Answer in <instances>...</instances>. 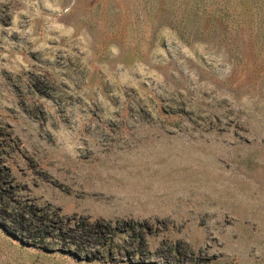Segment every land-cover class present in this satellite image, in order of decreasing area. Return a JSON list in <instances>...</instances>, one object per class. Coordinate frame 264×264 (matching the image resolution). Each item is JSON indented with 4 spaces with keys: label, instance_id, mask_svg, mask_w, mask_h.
<instances>
[{
    "label": "rangeland",
    "instance_id": "374dc122",
    "mask_svg": "<svg viewBox=\"0 0 264 264\" xmlns=\"http://www.w3.org/2000/svg\"><path fill=\"white\" fill-rule=\"evenodd\" d=\"M146 167L243 210L85 201ZM263 207L264 0H0V264H264Z\"/></svg>",
    "mask_w": 264,
    "mask_h": 264
},
{
    "label": "bare ground",
    "instance_id": "6f19581e",
    "mask_svg": "<svg viewBox=\"0 0 264 264\" xmlns=\"http://www.w3.org/2000/svg\"><path fill=\"white\" fill-rule=\"evenodd\" d=\"M131 167H133V166H131ZM141 167H142V165H141ZM149 167H146L143 169L140 168L141 171L139 172V175H138L140 180L138 179V181H135L134 184L131 185V186H133L132 188H134V191L129 190L130 185H129L128 181L126 180V176H128V173L117 172L116 174L112 175L113 180H108V178L110 177L109 174L100 175L99 176L100 178L95 179L94 183H96V182L99 183V181L102 182L100 184H102L104 187V188L101 187L103 192H98V194L100 193L102 195V197L101 198L96 197V198L92 199L91 195H90L91 190L90 191L88 190V192H86V193L88 194L87 196H90V197L86 198V200L85 199L84 200L86 202L90 201V202H88V203H90V205H92V203L94 202L95 206L101 208L104 212H107L109 214L110 213L113 214V213H117V212L125 214V210H126L125 204H127L125 197L127 196L128 193H134L135 197H137L139 199V206H140V210H141L140 214L138 213V215L137 214L133 215L135 217L143 216V214L147 215L148 213H152V215H153V212L155 211L154 207H156L160 202L164 206V208H167V209L172 208L173 211H177V212H178V209L184 210L186 208L187 204H189V205L191 204V206L197 208L196 210H198L199 213L204 216V218H205V216H218L219 217V216H222V213H224L225 211L230 210L232 212L235 208H239V207H240L239 209L241 211L243 210L242 205H245V204L243 202H241L240 198H236L237 189H234L232 192V190L230 189L232 187V185H228V186L223 185L221 183V181L217 182V183L214 182L213 180H216V179L212 175H210V173L207 172L206 169H202V170L197 171L195 173V171H194L195 168H194V170H193L194 174L192 176L189 175V177H188L187 176L188 174L187 175H184L181 173L178 174L177 171L176 172L172 171V169L168 174L165 168H164L165 170H163V169L149 168ZM127 169H129V168H127ZM133 170H135V169H133ZM167 170H168V168H167ZM101 172L105 173V171H101ZM216 172L219 173L218 170ZM189 174H191V173L189 172ZM77 176L84 182L86 188L92 187V176H90V175L84 176L83 173H80V172H78ZM82 177L84 179H82ZM76 179H77V177H76ZM259 187H260V185H259ZM98 188H99V186H98ZM234 188H237V187H234ZM244 188H245V190H248L249 192H246V195H245L244 199H242V201H245L246 198H250V196L252 195L250 191H252V189H254L256 187L252 183H245ZM239 194H241V193L239 192ZM68 203L71 204L72 200H70V202H68ZM247 203H249V202H247ZM250 203H251V201H250ZM152 206H154V207H152ZM252 206H254V205H252ZM82 207H84V205ZM254 207H257V206H254ZM137 208H138V206H137ZM135 211H136V207H135ZM258 211H260V210H258ZM145 212H148V213H145ZM244 213L252 216V213H250V211H246ZM167 214H168V212H167ZM171 214H173V213H171ZM161 215H162V213H161ZM257 216H259V215H257ZM259 217H260V219L264 220V213H262L261 216H259ZM213 218H211V219H213ZM228 218H230V217H228ZM145 219H147V218H145ZM218 222H219V220H218ZM123 223L124 224H130V220L123 221ZM143 224H145L144 220H143ZM212 225H213V223H212ZM206 229H207V227H206ZM207 236H210V235H207ZM202 237L203 238L206 237L205 233H202ZM139 259H141V260L145 259L142 251H141V255H140ZM178 260L181 263H185L186 258L184 256V254L179 255Z\"/></svg>",
    "mask_w": 264,
    "mask_h": 264
}]
</instances>
